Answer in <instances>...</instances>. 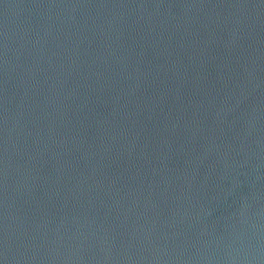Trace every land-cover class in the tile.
Wrapping results in <instances>:
<instances>
[{
  "label": "water",
  "instance_id": "water-1",
  "mask_svg": "<svg viewBox=\"0 0 264 264\" xmlns=\"http://www.w3.org/2000/svg\"><path fill=\"white\" fill-rule=\"evenodd\" d=\"M0 264H264V0H0Z\"/></svg>",
  "mask_w": 264,
  "mask_h": 264
}]
</instances>
